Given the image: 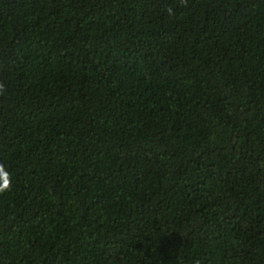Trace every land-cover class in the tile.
Segmentation results:
<instances>
[{
    "label": "trees",
    "instance_id": "16d2710c",
    "mask_svg": "<svg viewBox=\"0 0 264 264\" xmlns=\"http://www.w3.org/2000/svg\"><path fill=\"white\" fill-rule=\"evenodd\" d=\"M0 84V264H264V0H0Z\"/></svg>",
    "mask_w": 264,
    "mask_h": 264
},
{
    "label": "clouds",
    "instance_id": "9594fccd",
    "mask_svg": "<svg viewBox=\"0 0 264 264\" xmlns=\"http://www.w3.org/2000/svg\"><path fill=\"white\" fill-rule=\"evenodd\" d=\"M183 3L184 0H181ZM168 15H173V9L171 7L167 8ZM4 86L0 84V91H3ZM11 187L10 174L5 170L3 164H0V193H4Z\"/></svg>",
    "mask_w": 264,
    "mask_h": 264
}]
</instances>
